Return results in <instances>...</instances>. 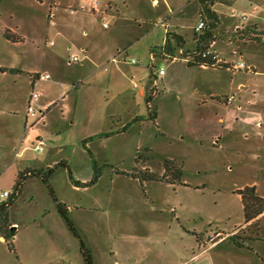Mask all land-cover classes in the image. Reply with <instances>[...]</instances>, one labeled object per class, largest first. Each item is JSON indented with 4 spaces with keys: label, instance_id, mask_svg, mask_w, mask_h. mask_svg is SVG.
<instances>
[{
    "label": "rangeland",
    "instance_id": "1",
    "mask_svg": "<svg viewBox=\"0 0 264 264\" xmlns=\"http://www.w3.org/2000/svg\"><path fill=\"white\" fill-rule=\"evenodd\" d=\"M89 2L0 0V69L19 71L36 64L49 68L51 80L36 89L40 104L54 100L44 110L43 122L36 125L45 142L42 151L29 146L14 163L20 161L25 169L42 173L52 169L49 186L58 202L72 208L89 205L111 183L110 177L112 184L128 186L122 192L114 187L113 195L141 193L140 182L121 173L145 169L161 178L166 175L164 162L174 161V166H181V181L189 186L176 185L174 192L152 185L150 193L156 201L171 200L185 228L203 232L208 226L217 227L251 251L221 248L209 254L210 263L264 264V213L245 223L241 199L234 193L257 185L255 195L264 198V132L250 131L247 138L226 132L236 122H256L249 113L254 110L262 111L264 122V104L249 107L264 99V0L214 2L219 24L211 40L216 41L214 50L224 65L207 69L189 66L178 51V60L149 58L165 40L156 19L169 12L175 20L182 15L181 32L192 39L197 0H158L157 4L102 0L101 14L91 13ZM50 41L54 46H49ZM81 47L88 48L91 62L68 65V57ZM184 51L189 55L194 46ZM118 54L135 59L136 64L109 62ZM240 62L253 65L255 71L233 70ZM160 67L164 75L155 84L149 111L156 118L151 121L146 98L150 77L157 79ZM13 74L0 72L2 107L23 106L30 90L25 76L18 79ZM229 95L234 96L231 105L226 103ZM237 105L242 109L237 110ZM128 122L135 123L121 132ZM218 137L223 138L220 147L211 143ZM9 163H13L11 153L1 167L0 192L11 194L16 176L5 168ZM68 171L79 183L90 182L99 171V185L77 188ZM43 216H58L56 204L40 179H28L9 210V221L42 222Z\"/></svg>",
    "mask_w": 264,
    "mask_h": 264
},
{
    "label": "crops",
    "instance_id": "2",
    "mask_svg": "<svg viewBox=\"0 0 264 264\" xmlns=\"http://www.w3.org/2000/svg\"><path fill=\"white\" fill-rule=\"evenodd\" d=\"M152 3L154 4L153 0ZM194 14L198 22L200 18L198 5ZM179 16L175 20L169 12L161 18L158 17L156 22H161L165 35L170 32L181 36L185 49L191 45L195 49L196 39L199 38L194 34L197 23L191 27L193 37L188 40L179 27L182 15ZM215 44L216 41L210 44V49L214 52ZM80 50L86 53L88 59L85 62H91L87 54L88 48L81 47ZM8 69H16V67ZM249 69L255 71L253 65H250ZM34 73L50 74V70L46 67L41 68L37 64L27 69L19 68V72L14 73L13 76L18 79L25 76L26 84L30 89L24 99V105L21 107L0 106V175L3 174L1 167L7 153L12 154L13 163H9L5 168L12 169L13 178L25 170L27 167L24 168L20 161L14 163L15 159H18L21 153L31 146L36 135H40V130L36 126L28 130L31 120L26 116L27 98L31 91L30 76ZM158 77L154 85L161 79ZM239 88L244 89L241 85ZM53 102L54 100H51L40 104L39 101V107L45 110ZM258 104H264V99L249 107H258ZM237 107L242 109L240 105H237L236 109ZM249 113H252L256 122H236L232 130H226L227 134L238 132L247 138L250 131L264 132L262 111L254 110ZM249 113L247 115H250ZM259 120L261 122H258ZM133 123L135 122L123 125L121 132ZM222 139L218 137L211 143L219 146ZM109 180L111 183L106 186L104 192L101 191V194L99 192L87 206L79 204L71 208L70 205L62 202L68 209L69 218L82 232L91 250L92 264H211L209 254L221 248L232 247L238 251L245 250L228 242L230 233H224L217 227L208 226L203 232L185 228L174 205H171L172 201H156L154 195L150 193L152 185L171 189L174 192L176 185L166 182H146L138 184L141 193L134 196L122 194L124 197L120 198L119 195H113L114 187L118 192H122L126 191L128 186L112 184L111 177ZM98 183L97 181L89 188L98 186ZM252 186L258 191L257 185ZM12 226H15L14 235L10 239L13 250H10L8 242L0 237V264H82L79 243L67 230L59 214L53 217L43 216L42 222L34 219L23 224L12 222ZM209 235H215V237L208 239Z\"/></svg>",
    "mask_w": 264,
    "mask_h": 264
},
{
    "label": "trees",
    "instance_id": "3",
    "mask_svg": "<svg viewBox=\"0 0 264 264\" xmlns=\"http://www.w3.org/2000/svg\"><path fill=\"white\" fill-rule=\"evenodd\" d=\"M198 1V7H199V17L202 19L205 23V30L203 31L202 35L199 36V38L196 39V50H207L210 49V44L213 42L211 40V36L213 31L218 27L219 19L216 12L212 9L214 2L216 0H197ZM184 44L183 39L181 36L175 34V33H166L164 44L159 49H153L150 53H154V57H159L162 60L169 59L170 61L172 59H177L176 52L182 51L181 58H186L188 55H186L184 51ZM187 64L189 66H197L202 67L205 66L207 68H213L211 66V63L207 60H195V61H188ZM1 73L9 72V73H16L19 72L17 70H4L0 69ZM152 79V82L150 83V94L146 98V104L148 107V115L151 121H154L156 118V113H151L149 111L150 103L154 97V94L156 93V86L153 84L154 81H156V77L153 75L150 77ZM131 124H129L130 126ZM128 127V126H127ZM127 128L122 129L125 131ZM174 161L166 160L164 162L163 171L165 176L158 178L157 176H154V174H149L147 170H140L138 172H133L131 174L128 173H121L124 176H129L132 178L137 179L140 184L146 183V182H162L166 179V183L177 185V186H185L181 179L183 176V172L181 169V166L177 168L173 164ZM60 165L67 168V166L63 163ZM52 169H49L47 173H42L40 170L36 169H25L21 172H19L16 176V179L14 181V184L11 189V194L4 200L0 201V237H3L6 242H8V248L10 250H13V245L10 242L11 237L14 235L11 230L12 223L9 221V210L12 207V205L16 202L18 197L20 196L23 186L25 182L28 179L31 178H38L41 180V182L46 185L49 195L52 198L53 202L56 204L57 212L59 216L64 221V224L67 228V230L72 234V236L78 241L79 243V252L82 258V264H92V255L91 250L82 234V232L76 227V225L71 221L68 215V209L67 207L58 202L56 199L54 192L52 188L48 184V178L52 173ZM69 174V180L72 181V177L70 174V171H68ZM100 172L96 171L93 175V178L88 183H79V182H73V185L78 188H86L89 187L97 182L99 179ZM255 187H244L241 190H237L234 193H236L242 203L243 208V217L244 222L249 223L251 220L257 218L259 215L264 213V198L258 197L255 195ZM227 241L232 243L235 247L240 249H250L247 248L244 243H241L238 241L234 236H231L227 238Z\"/></svg>",
    "mask_w": 264,
    "mask_h": 264
},
{
    "label": "built area",
    "instance_id": "4",
    "mask_svg": "<svg viewBox=\"0 0 264 264\" xmlns=\"http://www.w3.org/2000/svg\"><path fill=\"white\" fill-rule=\"evenodd\" d=\"M89 4H90V8L89 11L91 13L94 14H101L100 12V4L102 2V0H89ZM154 4H157L158 0H153ZM160 26H163L161 23L159 24ZM102 27L104 29L107 28V24L103 23ZM205 29V23L202 19L199 18L196 27L194 28V34L196 36H200L202 34V32ZM49 46H53L54 42L50 41ZM180 54H182V51H178ZM154 53H150L149 54V58L151 61L154 60ZM87 56L84 50H80L79 53H73L68 57L67 60V64L68 65H73V64H82L87 60ZM182 60L188 62V61H195V60H207L211 63V66L213 68H221V66L224 65V61L221 60L218 55L212 51L211 49H207V50H194L191 54H189L186 58H181ZM173 60H177V59H172ZM164 61H170L169 59H164ZM111 63H120V62H124V63H128V64H132L135 65L136 64V60L133 58H129L127 57L125 54H121V55H117L115 57H112L110 59ZM202 68H207L205 66H202ZM233 70H250L249 67L245 66L243 63H237L234 64L232 66ZM104 70H106L104 68ZM157 75L158 76H163L164 75V69L162 67H160L157 70ZM51 80V76L48 73H34L31 78H30V82H31V91L30 94L27 98V104H26V116L28 119L31 120L30 124L28 125V130L33 129L38 123L42 122L43 118H44V109H42L41 107H39V100L41 97V94L39 91H37V86L40 83H44V82H49ZM234 101V96L233 95H229L226 97V103L227 105H231V103H233ZM237 109L239 110L240 107H237ZM45 146V142L43 141V139L39 136L36 135L34 137V139L31 142V147L34 151L36 152H40L42 151V148ZM9 196V193L7 192H0V199H6Z\"/></svg>",
    "mask_w": 264,
    "mask_h": 264
},
{
    "label": "water",
    "instance_id": "5",
    "mask_svg": "<svg viewBox=\"0 0 264 264\" xmlns=\"http://www.w3.org/2000/svg\"><path fill=\"white\" fill-rule=\"evenodd\" d=\"M251 69H253V68H251ZM14 229H15V227H12V228H11L12 231H13Z\"/></svg>",
    "mask_w": 264,
    "mask_h": 264
}]
</instances>
